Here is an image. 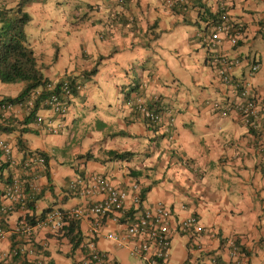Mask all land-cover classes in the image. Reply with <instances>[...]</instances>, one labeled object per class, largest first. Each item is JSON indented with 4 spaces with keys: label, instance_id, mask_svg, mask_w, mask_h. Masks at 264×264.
Masks as SVG:
<instances>
[{
    "label": "crops",
    "instance_id": "1",
    "mask_svg": "<svg viewBox=\"0 0 264 264\" xmlns=\"http://www.w3.org/2000/svg\"><path fill=\"white\" fill-rule=\"evenodd\" d=\"M26 9L32 16L28 44L45 66V77H72L83 88L57 134L30 122L26 106L14 104L7 113L13 131L1 133L11 141L18 164L5 166L0 156V189L8 177L26 179L20 162L28 153L47 155L48 178L42 173L34 210L20 207L5 216L0 254L22 243L12 233L22 216L101 199L84 198L68 185L86 174H102L128 192L130 213L120 221L114 214L80 220L82 245L93 241L119 264H146L130 253V241L118 245L107 234H123L134 215L162 203L170 209L172 226L193 215L204 229L198 236L174 231L166 264H212V258L227 263L235 257L243 264H264V0H185L171 8L164 0H37ZM216 17L242 26L236 44L225 36L215 47L207 42ZM218 54L239 60L228 84L217 73ZM253 63L259 67L251 72ZM93 67L95 74L87 77ZM244 86L261 107L257 129L246 126L236 109L245 102ZM22 87L0 88V100L17 96ZM135 98L162 112L164 122L172 118V125L144 121L133 109ZM97 108L105 111L104 119L97 117V128L76 139L75 123L91 125L87 112ZM36 116L44 124L57 122L46 108ZM24 127L31 132H22ZM113 151L129 155L111 159ZM133 183L139 186V206L131 199ZM34 241L49 264L83 259L81 245L71 251L62 232L37 228ZM232 244L242 251L234 255Z\"/></svg>",
    "mask_w": 264,
    "mask_h": 264
},
{
    "label": "built area",
    "instance_id": "2",
    "mask_svg": "<svg viewBox=\"0 0 264 264\" xmlns=\"http://www.w3.org/2000/svg\"><path fill=\"white\" fill-rule=\"evenodd\" d=\"M168 8L182 5L185 0H164ZM243 32L242 26L232 24L227 18L222 17L219 23L212 24L208 29L205 37L211 46L218 45L223 36L228 38L231 44H236ZM217 73L223 83H230L232 79L231 70L239 63L238 59H229L223 55L215 56ZM259 65L253 63L250 71L254 72ZM83 88L82 84L75 82L73 85L66 77H58L56 80H50L45 85L46 96L41 101V108L49 110L57 119L54 124L48 122L43 123V118L36 116V122L42 127L47 128L50 133L57 134L62 128V120L69 112L71 100L74 97L73 90L79 92ZM42 89L39 88L31 94L35 98L41 94ZM240 96L245 102L236 106L239 109L244 124L254 129L261 126V107L260 104L249 96L246 86L240 89ZM132 103L131 101L129 102ZM12 103L0 102V116L7 115L13 108ZM20 105V104H19ZM133 108L139 116L154 125L170 126L173 119L169 118L164 122L163 113L148 108L141 98H135ZM44 124V125H43ZM263 129V128H262ZM0 156L5 162L10 164H18L13 156V146L0 132ZM20 166L26 176L21 179L20 176H14L10 182L2 189L0 203V241L7 236L5 228V216L15 211L16 206L25 209L24 204L41 190L40 179L43 170L46 167V160L39 152L28 153L20 162ZM26 183L29 184L28 190ZM69 189L84 198H90L94 195L101 196V199L86 203L83 206H75L71 208L52 207L43 215H38L31 223L22 216L12 229V233L18 239L20 244L13 245L10 249L0 254V264H49L41 250L35 244L34 234L37 228H46L51 233L60 232L69 220H82L91 217L103 218L113 215L115 221L126 216L128 209L126 201L128 192L113 185L109 178L102 174H86L83 177L76 178L69 182ZM131 199L135 206L140 204L139 186L136 183L130 185ZM3 201H6L3 202ZM97 228V225L95 226ZM177 232H190L194 236L200 235L204 229L199 225L197 217L188 216L172 226L170 209L162 203H157L153 208L143 209L140 213L134 215V220L126 225L123 234L108 233L107 237L113 239L118 245L123 242L130 241V253L137 258L146 261V264H166L169 256V250L172 241V234ZM84 250L83 259L80 264H119L112 260L106 252L98 249L93 241L82 245ZM232 253L241 252L239 246L232 244ZM212 264H243L242 260L235 257L231 262L220 263L216 258H212Z\"/></svg>",
    "mask_w": 264,
    "mask_h": 264
},
{
    "label": "trees",
    "instance_id": "3",
    "mask_svg": "<svg viewBox=\"0 0 264 264\" xmlns=\"http://www.w3.org/2000/svg\"><path fill=\"white\" fill-rule=\"evenodd\" d=\"M37 0H18L17 4L14 6H8L6 0H0V82L1 83H17L22 82L23 87L15 97H3L0 102H9L12 104H20L26 106L28 109V119L30 122L36 120V112L41 108V101L47 94L45 91V85L50 82V80L44 75L45 66L39 60V57L35 54L33 48L28 44L27 35V25L31 21L32 16L29 11L25 10L28 3ZM204 16V15H203ZM216 17L213 24L219 23L222 19ZM204 21L205 18L202 17ZM96 68L93 67L88 72H85L87 77L95 74ZM70 80L73 85L77 79L72 77H66ZM41 88V94L37 95L35 98L31 97V94L37 89ZM74 95L77 91L73 90ZM130 102V101H129ZM151 107L152 105H148ZM134 109V108H133ZM135 110V109H134ZM136 112V111H135ZM137 113V112H136ZM9 117L0 116V132L10 133L13 131V120ZM147 121V120H144ZM22 132H31V129L24 127ZM45 157L46 163L48 157L45 153L37 151ZM129 153L126 152H110L111 159H124ZM79 157H82L80 155ZM87 158H91L90 155H86ZM3 165L8 166L9 163L6 162ZM4 167L0 168L2 171ZM44 173L48 178V173L46 170ZM11 178L8 177L5 185L10 182ZM29 184L26 183V188L28 190ZM71 191V190H70ZM3 190L0 189V203L1 195ZM41 190L34 195L32 199H29L24 204L27 209H35V201L40 195ZM72 192V191H71ZM144 193L141 194L143 196ZM16 208H20L19 205ZM48 209H44L39 215H43ZM130 212L127 211L126 215ZM29 222H33L36 216L26 215L25 216ZM107 217V216H105ZM121 220V218H120ZM119 220V221H120ZM79 220L71 219L68 223L63 226L60 230L62 235L67 238L71 251H75L83 242V235L80 229ZM6 223V221H5ZM242 251V249H240ZM78 264V263H73ZM80 264V262H79Z\"/></svg>",
    "mask_w": 264,
    "mask_h": 264
},
{
    "label": "rangeland",
    "instance_id": "4",
    "mask_svg": "<svg viewBox=\"0 0 264 264\" xmlns=\"http://www.w3.org/2000/svg\"><path fill=\"white\" fill-rule=\"evenodd\" d=\"M7 1V0H6ZM18 1V0H17ZM33 2H35V1H33ZM10 3H12V2H10ZM10 6H12V5H10ZM9 6V7H10ZM27 8V5H26V7H25V10H27L26 9ZM31 12H32V10H31ZM33 13V12H32ZM23 86V83L22 82H17V83H1L0 82V88H2V89H7V90H12V89H14V90H16L17 89V87H22ZM110 103H112V105H113V100H111L110 101ZM87 115H89L92 119H91V121H92V124L91 125H87V124H85L84 126H83V123H81V122H76L75 123V129L76 130H78L79 131V133H78V135H76V139H78L79 137H81V135H83V134H86V133H88L89 132V130H92V129H96L97 127L95 126V124L94 123H96L97 122V119L98 118H103L104 119V117H105V115H106V113H105V111L104 110H102V109H99V108H97V109H95V110H88V112H87ZM98 117V118H97ZM95 120V121H94ZM79 125H81V126H79ZM66 133H68V131L66 132Z\"/></svg>",
    "mask_w": 264,
    "mask_h": 264
}]
</instances>
